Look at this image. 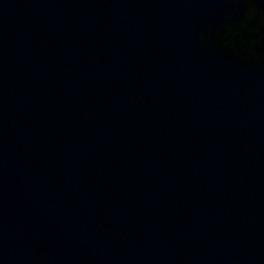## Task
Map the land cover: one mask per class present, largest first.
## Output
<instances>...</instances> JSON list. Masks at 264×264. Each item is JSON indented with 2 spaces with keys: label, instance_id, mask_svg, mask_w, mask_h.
Instances as JSON below:
<instances>
[{
  "label": "water",
  "instance_id": "1",
  "mask_svg": "<svg viewBox=\"0 0 264 264\" xmlns=\"http://www.w3.org/2000/svg\"><path fill=\"white\" fill-rule=\"evenodd\" d=\"M0 264H264V0H0Z\"/></svg>",
  "mask_w": 264,
  "mask_h": 264
},
{
  "label": "clouds",
  "instance_id": "2",
  "mask_svg": "<svg viewBox=\"0 0 264 264\" xmlns=\"http://www.w3.org/2000/svg\"><path fill=\"white\" fill-rule=\"evenodd\" d=\"M251 7H252V9L254 10L256 6L253 4ZM229 13H230V12H224V13H223V16H225V15H227V14H229ZM211 31H212V28L210 27V28H209V32H208V36L210 35ZM202 36H203V34H202ZM208 36L205 37V38H208Z\"/></svg>",
  "mask_w": 264,
  "mask_h": 264
}]
</instances>
